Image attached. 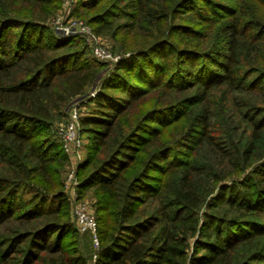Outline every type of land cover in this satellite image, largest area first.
Returning <instances> with one entry per match:
<instances>
[{
    "label": "trees",
    "instance_id": "obj_1",
    "mask_svg": "<svg viewBox=\"0 0 264 264\" xmlns=\"http://www.w3.org/2000/svg\"><path fill=\"white\" fill-rule=\"evenodd\" d=\"M159 1H78L77 16L83 10L97 34L127 38L144 20L151 26L152 41L102 75L105 64L76 36L48 25L59 0H0V264H88L60 191L67 156L45 137L81 99L95 110L81 119L79 179L97 196V264L264 262V97L232 102L264 87V0H252L260 6L249 19L205 0L199 16L221 22L219 37L178 23L189 6L201 13L197 0ZM160 91L184 97L160 105ZM168 112L175 117L157 127L155 116Z\"/></svg>",
    "mask_w": 264,
    "mask_h": 264
},
{
    "label": "rangeland",
    "instance_id": "obj_2",
    "mask_svg": "<svg viewBox=\"0 0 264 264\" xmlns=\"http://www.w3.org/2000/svg\"><path fill=\"white\" fill-rule=\"evenodd\" d=\"M78 1H80V2L81 1L91 2L92 0H59V6H58V9H57L55 15L53 17H51L50 20L48 21V25L57 35H59L61 37H65L62 33V31H63L62 28L66 27L70 21L79 22V23H83L85 25H88L92 29V31L94 32L93 27L87 23V19L81 17L84 14L82 12L83 10L81 11L82 15L77 16L76 5L78 6ZM149 1L151 4L157 2V0H149ZM217 1H221V2L227 1L225 3L228 5H226V6H228L229 8H235V9L239 10V12H241V14L244 13V15L247 16V19H249L250 15H252L254 12L259 10L258 7L260 6L259 3H256L252 0H240L239 2H237V0H236V2H235V0H214V2H216V3H217ZM194 5H195V3H194ZM195 6H196V8L197 7L199 8L198 9L199 11L203 8L208 9V7H209L208 3H206L205 0H197ZM161 7H162V5H161ZM190 8H191V6H189L188 9L185 10V14L183 15V17H181V20L178 21L179 24L184 25V27L187 28V30L185 29V31H188L189 29H192V30L195 29L197 32L203 33L202 35L210 33L211 31H213L214 32L213 36L216 35V37H219L218 34H216V33L220 30L221 22H219V21L211 22V23L208 22L205 25L204 24L205 20H203L199 16L200 14H202V12L200 11L201 13H194V11ZM155 10H156V12L154 11V13H151V14L160 15L162 13L161 8L155 9ZM217 11H219L220 13H225V11H223V10L217 9ZM262 13H264V10L262 11ZM210 17H212V16H210ZM58 22H60V24ZM127 22H129L127 19H122V20H120V22H117V24L120 25L121 23H127ZM143 22L138 24L136 26V29H132L134 31L127 38L124 37L122 34H118L117 37H113L112 33L111 34H107V33L97 34L96 32H94L96 35L95 36L96 41L99 42L100 45H106L107 47H109V49L112 51L113 55L119 57V60L116 64L113 62L112 63L102 62L105 64V70L103 71L102 75H105L106 72H109V71L116 69V67H117V65L121 59L130 57V55L133 54L136 50L144 47L145 45H148L152 41L150 38H148V36H145L146 33L151 31V26L149 24H147V22H144V23ZM196 24H199V26H196ZM171 25H170V22L166 23V26H167L166 27V33H168V31H171V30L173 31L174 26L170 28ZM209 25H211V26H209ZM71 37H75V36H71ZM76 38L78 39V41H81V44L78 47L80 49H83L88 57H90L91 59L93 57L95 60L96 58L94 57L93 50H94V46H95L96 42L95 41L91 42V41L82 39L78 36H76ZM201 39H202V37H200V35H199L195 39H193V38H190L189 40L186 39L184 44H186V43L196 44L198 41H202ZM178 40H180V39H178ZM184 44H181V45L184 46ZM251 56H253L255 59L257 58V55L255 53L252 54ZM185 59H191V57L187 56ZM260 59H261V61H264V50L262 51V56L260 57ZM171 66H172L173 70L176 69L177 59L172 61ZM185 67L187 70L189 69V67H187V66H185ZM96 89H98L97 85H95L93 87V89L90 90L89 94L86 97H84L85 102L89 101L90 99L95 98L97 93L94 96H92V93ZM263 90H264V87H261L258 90L252 91V93L245 92V94H243L244 96H242V94L240 95L239 93H236L235 96H233L234 99H232V102H241V103H249V104L254 102L255 104H258V102L255 99H257L260 96L264 97V91ZM225 96L226 95H225L224 89L215 92V98L213 100V102H214L213 108L215 111H217L216 112L217 115L223 114L224 110L221 107H223V105H222V103H224L223 97H225ZM183 97H184V94H182V93L169 96V94H165L162 91H160L159 94H157L156 99H157V102H160L159 104L161 105V103L165 102V100H168V99L172 100L173 99L174 101H180L183 99ZM88 103L89 102H87L85 104H81V111H80L81 119H84L87 115L95 112L94 104H92V106H89ZM71 105L72 104H69L64 109L63 114L60 117L53 120L50 127H48V129L46 128V136L45 137H48V140L56 141L61 145L60 140L57 137V129L59 128V126L62 123L65 122L67 111ZM174 117H175V114L173 112L158 114L154 118L155 119L154 124L157 127H162V123L169 121V120H172ZM184 126H186V125H184ZM81 129H82V126H81V122H80V129H79L80 131H79V137L78 138H79V140L81 139L82 147L79 148L77 152L80 153V155L82 156V158L84 160L85 153H86V146L88 144V140H87L88 138H87V135L83 136ZM172 130H173V128H171L169 130V132H170L169 139L172 136L177 138L179 135L180 128L177 129L176 131H172ZM64 154L67 156V162H65V165L62 168H57V169H60V174L58 175V177H59L61 184H62L60 191H61V193H63L64 199L68 205L69 220L71 223H74V226L76 227L75 216H74V204L76 202L80 203V204H84L86 206V208L88 209V211L90 213H92L96 219L97 196H96L95 192L92 190L83 192L80 189V186H79V188H76L75 190L68 187L67 176H68L69 172L71 171L72 165L75 166L77 164V160H76L77 156H76V153H69L68 154V153L64 152ZM172 154L174 155V153H172ZM83 160L81 163L78 164V168H77V176H78L79 181H80L79 169H80L81 164L83 163ZM195 240H196V236L190 240L191 247H192V244H194ZM77 242H78V247H79L81 253L87 258L88 264H92L93 263V257L95 254V249H94V244L92 243V239H91L90 234L88 232L84 233V234H80L78 231ZM257 264H264V262L258 261Z\"/></svg>",
    "mask_w": 264,
    "mask_h": 264
},
{
    "label": "built area",
    "instance_id": "obj_3",
    "mask_svg": "<svg viewBox=\"0 0 264 264\" xmlns=\"http://www.w3.org/2000/svg\"><path fill=\"white\" fill-rule=\"evenodd\" d=\"M71 3V2H70ZM60 24V22H58ZM62 24V23H61ZM63 35L65 37L78 36L82 39L88 41H95L96 44L94 46L93 54L94 57L100 62L106 63H117L119 57L113 55L112 51L106 45H100L99 42L96 41V35L92 31V29L83 23L72 22L62 28ZM98 91V89H96ZM92 93L94 96L97 91ZM81 100L74 102L67 111L66 120L62 123L57 129V137L60 140L61 147L65 153H76L77 164L72 165L71 171L67 176V185L72 189L79 188L80 181L77 176V168L78 164L82 162L83 158L78 153V149L82 147L81 139L79 140V129L81 122ZM76 151V152H75ZM74 216L76 227L80 234L89 233L92 239V243L94 244L95 254L93 257V263L97 264V254L100 250V242L97 234V221L95 216L88 211L84 204L75 203L74 204Z\"/></svg>",
    "mask_w": 264,
    "mask_h": 264
}]
</instances>
